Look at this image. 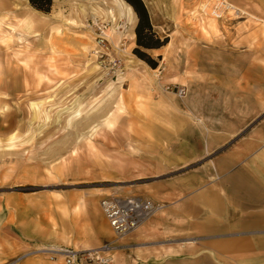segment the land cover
Wrapping results in <instances>:
<instances>
[{
    "label": "rangeland",
    "instance_id": "rangeland-1",
    "mask_svg": "<svg viewBox=\"0 0 264 264\" xmlns=\"http://www.w3.org/2000/svg\"><path fill=\"white\" fill-rule=\"evenodd\" d=\"M111 1L52 0L42 12L17 0L24 12L0 22V264H63L44 249L112 247L99 201L138 194L157 170L143 146L176 127L198 136L228 115L237 122L240 74L264 95V0H141L153 48L136 46L131 5L121 0L133 24L125 6L111 17ZM100 25L117 77L93 53ZM102 254L111 260V248Z\"/></svg>",
    "mask_w": 264,
    "mask_h": 264
},
{
    "label": "crops",
    "instance_id": "crops-1",
    "mask_svg": "<svg viewBox=\"0 0 264 264\" xmlns=\"http://www.w3.org/2000/svg\"><path fill=\"white\" fill-rule=\"evenodd\" d=\"M111 2L107 12L121 18L125 3ZM243 75L237 122L224 115L198 136L176 127L143 146V163L157 170L135 192L160 208L117 241L110 264H264L263 84L242 86Z\"/></svg>",
    "mask_w": 264,
    "mask_h": 264
},
{
    "label": "built area",
    "instance_id": "built-area-1",
    "mask_svg": "<svg viewBox=\"0 0 264 264\" xmlns=\"http://www.w3.org/2000/svg\"><path fill=\"white\" fill-rule=\"evenodd\" d=\"M105 25L97 27L99 34L97 35V49L94 54L106 70L108 77H117L122 74L121 62L116 56L111 57L106 51V39L104 38ZM171 92L177 96H182L184 93L183 87H168ZM99 208L107 222V225L113 235V240L116 242L122 239L144 221L152 217L160 208V206L144 195L129 194V195H109L103 197L99 201ZM117 243L112 245H104L90 252L76 250L71 247H58V251L47 250L50 254V259L60 256L63 264H78L81 261H90L91 264H107L110 262L108 256L103 255L109 248H116Z\"/></svg>",
    "mask_w": 264,
    "mask_h": 264
},
{
    "label": "trees",
    "instance_id": "trees-1",
    "mask_svg": "<svg viewBox=\"0 0 264 264\" xmlns=\"http://www.w3.org/2000/svg\"><path fill=\"white\" fill-rule=\"evenodd\" d=\"M126 1L131 5L137 18L134 27L136 46L142 48L158 47L161 43L158 42V39H155V41L152 42V38L154 37V34L151 31V25L149 23L148 15L141 0H126ZM27 2L34 9L42 12H47L50 8L52 0H27ZM133 51L138 57L143 59L148 65L152 67L155 65L154 61L150 60L149 58H145L143 55H141L136 47L133 49Z\"/></svg>",
    "mask_w": 264,
    "mask_h": 264
},
{
    "label": "bare ground",
    "instance_id": "bare-ground-1",
    "mask_svg": "<svg viewBox=\"0 0 264 264\" xmlns=\"http://www.w3.org/2000/svg\"><path fill=\"white\" fill-rule=\"evenodd\" d=\"M221 2L222 3L224 2V6L226 8H235V7H231L228 3L225 2V0H221ZM125 6H126V9L128 11V14L132 15L133 11H132L131 7L129 5H127V4H125ZM18 11L24 12V10L18 9L17 0H0V22L3 21L4 19L7 20V18H9V19L10 18H15L16 16L14 14H15V12L17 13ZM112 11H113V7L110 6L108 8V12H110L112 14ZM206 12H209V14H211L210 11H206ZM31 24H32V17L30 18L29 22H27V24H26V31L29 32L32 29V25ZM107 31L103 32L105 36H107ZM93 53H94V50H93ZM44 250L58 251L56 249H44ZM85 250H91V249H85ZM57 257H60V256H57Z\"/></svg>",
    "mask_w": 264,
    "mask_h": 264
}]
</instances>
